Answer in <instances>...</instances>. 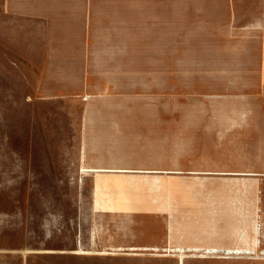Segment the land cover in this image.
Returning a JSON list of instances; mask_svg holds the SVG:
<instances>
[{
	"label": "rangeland",
	"instance_id": "1",
	"mask_svg": "<svg viewBox=\"0 0 264 264\" xmlns=\"http://www.w3.org/2000/svg\"><path fill=\"white\" fill-rule=\"evenodd\" d=\"M182 1L107 2L133 21L123 39L133 71L123 72L122 86V110L139 127L133 159L158 170L105 187L108 210L96 207L95 176L56 181L67 177L47 171L54 157L44 149H73L81 119L72 113L104 103L33 101L36 74L19 52L20 23L0 2V264H178L111 248L115 229L162 225L163 214L177 232L234 230L236 244L239 232L258 236L248 253L186 264H264V0ZM51 112L66 118L41 115Z\"/></svg>",
	"mask_w": 264,
	"mask_h": 264
},
{
	"label": "crops",
	"instance_id": "2",
	"mask_svg": "<svg viewBox=\"0 0 264 264\" xmlns=\"http://www.w3.org/2000/svg\"><path fill=\"white\" fill-rule=\"evenodd\" d=\"M0 2L5 15L9 14L19 20L20 44L25 48L19 52L33 65L32 69L36 74L31 95L33 101L97 100L104 103L103 109L93 106L91 109L72 113V118L81 119V130L75 136L73 149L64 144H59L60 153L46 145L44 149L54 157L50 164L45 165L47 171L54 176L67 177L56 181H83L87 175L95 176L98 190L96 207L108 210L109 202L103 197V190H112L118 186L121 188L122 176L128 173L158 171L143 168L147 166L146 163L140 164L137 157L133 159V155L138 152L139 127L137 122L128 120L137 116H132L131 111L122 110L123 72L133 71V62L131 57L128 58V50L124 49L123 39L124 31H132L133 21H130V25L128 21L123 22L120 20L123 18L121 11L114 8L119 5L107 4L139 0ZM108 7L111 9H107ZM129 16L133 19V14L125 15V18ZM134 24V29H137L136 20ZM24 40L26 46H23ZM130 52L132 55V49ZM134 70H138L137 63H134ZM28 79H31V75H28ZM41 115L53 120L66 118L64 112ZM53 124L61 128L64 123L57 121ZM60 167L72 169L58 171ZM74 167L78 169V175L70 173ZM75 176L78 178H73ZM108 199L115 200L114 211L121 208L120 197L109 193ZM162 220V225L153 224L130 230L115 229L116 244L111 248H115V253L117 250H129L127 253L130 254L157 257L144 258L152 262L186 264L191 256L207 257L218 254L232 257L248 253L255 245L259 247L258 236L252 240L249 232H239L238 237L243 243L236 244L234 230L229 232L227 229L220 233L219 229L200 226L201 228L178 229L177 232L174 227L171 228L166 214H163ZM99 237L98 232L96 239ZM122 238H126V241ZM88 250L104 254L102 250ZM192 251L204 253H189Z\"/></svg>",
	"mask_w": 264,
	"mask_h": 264
},
{
	"label": "bare ground",
	"instance_id": "3",
	"mask_svg": "<svg viewBox=\"0 0 264 264\" xmlns=\"http://www.w3.org/2000/svg\"><path fill=\"white\" fill-rule=\"evenodd\" d=\"M113 250H115V248H112Z\"/></svg>",
	"mask_w": 264,
	"mask_h": 264
}]
</instances>
